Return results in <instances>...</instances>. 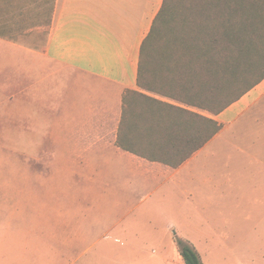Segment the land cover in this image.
Here are the masks:
<instances>
[{
  "label": "crops",
  "instance_id": "crops-1",
  "mask_svg": "<svg viewBox=\"0 0 264 264\" xmlns=\"http://www.w3.org/2000/svg\"><path fill=\"white\" fill-rule=\"evenodd\" d=\"M163 2L57 0L48 37L40 40L41 25L24 31L37 43L0 35V141L21 146L24 164L22 187L0 188L15 207L0 210V264H80L105 239L144 236L169 244L146 264H168L177 240L195 244V228L218 219L209 163L217 137L219 154L223 133L235 131L231 164L245 152L264 171V80L215 117L223 129L179 167L118 146L124 115L125 140L142 109L124 102L129 91L187 108L138 86L141 47Z\"/></svg>",
  "mask_w": 264,
  "mask_h": 264
},
{
  "label": "trees",
  "instance_id": "trees-1",
  "mask_svg": "<svg viewBox=\"0 0 264 264\" xmlns=\"http://www.w3.org/2000/svg\"><path fill=\"white\" fill-rule=\"evenodd\" d=\"M56 1L43 4L50 5L41 14L48 25ZM16 3L25 6L24 0H0V12ZM263 80L264 0H164L141 47L138 86L187 108L129 91L124 102L142 109L125 140L124 115L118 146L179 167L223 129L215 117ZM177 244L185 264H202L194 245Z\"/></svg>",
  "mask_w": 264,
  "mask_h": 264
},
{
  "label": "rangeland",
  "instance_id": "rangeland-1",
  "mask_svg": "<svg viewBox=\"0 0 264 264\" xmlns=\"http://www.w3.org/2000/svg\"><path fill=\"white\" fill-rule=\"evenodd\" d=\"M24 2L23 8L16 3L5 13L0 12V31H5L8 36L16 39L24 38L30 43H37V34L25 35L24 31L41 25L40 40L44 35L48 37L49 17L41 14L50 5L44 6L45 0ZM234 132L228 128L221 137L223 141H228L223 148L226 152L218 154V137L212 144L214 147L210 146H217L213 153L218 161L209 163L219 174L220 193L217 221L195 228L202 235L197 236V242L192 245L198 251L202 264H264V175L261 174L264 171L259 170L257 164L247 161L252 158L245 152L240 156L241 163L231 164V151L235 149L229 142L237 138ZM5 133L0 129V134ZM241 133L245 138L246 132ZM0 143H4L0 146V188H21L24 171L22 148L10 147L7 140ZM243 149L246 150V146ZM13 155L15 161L12 160ZM9 198H12L9 194L0 195V210L15 208L7 203ZM149 225L147 220L143 221L144 231L150 228ZM168 245V242L163 243L151 236H144L143 242L132 244L105 239L84 254L80 264H146L151 260L153 250L161 249L166 254ZM170 251L173 254H167L168 264H182L178 256V244Z\"/></svg>",
  "mask_w": 264,
  "mask_h": 264
}]
</instances>
